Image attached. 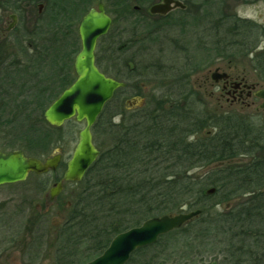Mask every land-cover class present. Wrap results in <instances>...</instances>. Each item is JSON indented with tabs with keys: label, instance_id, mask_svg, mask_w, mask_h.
Listing matches in <instances>:
<instances>
[{
	"label": "trees",
	"instance_id": "16d2710c",
	"mask_svg": "<svg viewBox=\"0 0 264 264\" xmlns=\"http://www.w3.org/2000/svg\"><path fill=\"white\" fill-rule=\"evenodd\" d=\"M94 1L56 2L62 23L78 21V29ZM141 1L137 0L138 3ZM135 6L131 8L129 0L106 2L113 23L133 14H143V8L138 5L139 9H135ZM144 12L150 18L156 17L148 10ZM157 17L164 21L167 15ZM162 24L161 21L160 24H148V31L138 34L132 42L154 41L153 36L158 31L160 33ZM120 36L111 28L109 34L100 39L97 49L99 68L118 78L121 77L117 69L120 63L114 54L126 48V43L119 42ZM70 47L79 52V35L77 44ZM260 54L264 55V51ZM122 64H127L130 71L136 67L129 60H122ZM257 68L264 79V59ZM183 75L176 81H183ZM71 77V80L68 78L57 85H51L48 79L35 81V101L55 100L72 83L74 78ZM32 84L30 81L14 87H20L18 92L26 94ZM193 94L195 91L190 89L178 100L163 96L149 107H139L129 114L122 106H118L117 111H110L112 100L105 105L93 132L101 136L105 133L112 143L106 149L97 146L100 155L79 183L82 187L63 225L66 238L58 252L57 264H84L101 254L117 234L139 226L151 217L177 214L184 208L189 211L201 209L202 212L177 230L185 231L194 222L207 228H219L227 239L230 264H264V125L259 126L242 115L220 113L203 117L195 103L190 102ZM29 102L17 101L26 110L32 104ZM14 103L12 110L22 109ZM118 115L121 120L114 121ZM26 116L30 117V114ZM13 118L7 120L8 123ZM41 119L47 124L43 113ZM71 122L73 120L65 124ZM47 125L50 131L62 128ZM205 130L208 131L205 133ZM50 131L35 137L33 144L47 149L51 144ZM241 156H250L251 159L233 163ZM216 162L224 164L207 173L198 172ZM61 167L65 169L66 163H61ZM212 188L214 192L209 193ZM242 193L249 195L247 200L233 209H216L211 213L207 206L213 197L217 201L213 205L216 208ZM165 235L160 236L154 245L137 249L126 264H156L155 254ZM79 247L86 250L85 260L76 258Z\"/></svg>",
	"mask_w": 264,
	"mask_h": 264
},
{
	"label": "rangeland",
	"instance_id": "374dc122",
	"mask_svg": "<svg viewBox=\"0 0 264 264\" xmlns=\"http://www.w3.org/2000/svg\"><path fill=\"white\" fill-rule=\"evenodd\" d=\"M100 1L106 5L108 0H95L91 7ZM157 1L142 0L138 3L137 0H129L130 7L141 6L143 14H133L113 23L112 29L120 33L119 42L126 43V48L114 54L120 63L117 69L121 77H115L113 73L110 76L125 82V86L117 91L109 110L117 111V107L122 106L129 114L139 107H149L163 96L178 100L192 89L195 94L190 102L195 103L201 116L214 117L220 113L242 115L259 126L264 125L260 100L255 99L249 106L233 104L211 78L214 70L220 67L224 72L246 77L258 88L264 87V79L257 68L264 59V55L260 54L264 51V0H206L205 6L198 0H183L188 5L187 9L171 12L164 21L157 16L150 18L144 12ZM160 21L163 24L160 33L154 34V41L144 39L132 42L138 34L148 31V24H160ZM122 60L133 61L136 66L134 71H130L127 64L124 66ZM39 70L38 67L33 70L36 74L34 79L38 81L43 78H38ZM182 75L184 80L176 81ZM68 78L71 80L72 77ZM33 83L29 86V93H26L30 99H26L27 103H32L28 105L30 109L15 111L9 108L7 112H0V132L9 135L5 147H21L29 156L42 159L55 155L56 149H59L62 163H66L85 123L73 120L58 130H48V123H44L41 117L53 99L36 102L33 95L37 89ZM19 88L14 87L13 94H20ZM137 97L142 99L140 105L132 101ZM14 102V105H19L17 100ZM29 110H32V114L28 113ZM12 116V122L5 127L2 120H9ZM120 120V115L114 117V121ZM47 131L51 132V144L47 149L33 144L35 137ZM94 140L101 149H106L112 143L105 133L104 136L96 133ZM248 159L251 157L241 156L233 163ZM223 164L216 162L198 172L207 173ZM63 171L64 167L51 175L31 173L24 181L0 185V264H57L58 252L66 238L63 227L65 218L82 187L79 183H67L56 202L50 203V188L54 187V182L62 176ZM247 196L242 193L216 208L213 205L217 201L213 197L207 206L211 213L216 209L225 211L243 204ZM184 211L189 210L184 208ZM206 214L209 216V213ZM81 248L76 254L80 261L86 259V250ZM155 256L156 264H230L228 243L222 230L211 226L207 228L198 222L189 225L185 231L176 229L165 235Z\"/></svg>",
	"mask_w": 264,
	"mask_h": 264
},
{
	"label": "water",
	"instance_id": "95a60500",
	"mask_svg": "<svg viewBox=\"0 0 264 264\" xmlns=\"http://www.w3.org/2000/svg\"><path fill=\"white\" fill-rule=\"evenodd\" d=\"M178 7L184 8L185 5L179 0H163L152 5L150 13L166 15ZM111 24L112 18L106 12L103 2H99L83 17L79 25L81 49L75 58L74 65L77 77L44 112L46 121L55 127L62 126L72 118H75L77 122H85L79 132L72 156L67 162L63 177L65 181L80 182L98 158L100 150L93 140V126L116 90L125 85L107 76L96 64L98 40L109 32ZM225 76L227 75H221L218 71L212 74V78L216 81ZM257 96L263 100L261 108L264 109V89L258 91ZM132 101L139 105L142 103L140 97ZM55 152L57 153L55 156L43 163L39 159L26 157L19 150L10 153L0 151V185L23 181L30 172L46 173L50 169L55 170L62 158L59 149ZM61 189L62 186L59 183L57 187L52 188L51 196L54 197ZM208 192L212 193L214 189ZM200 213L199 209L151 217L140 226L117 234L99 256L85 264H126L137 249L155 244L161 235L181 228Z\"/></svg>",
	"mask_w": 264,
	"mask_h": 264
},
{
	"label": "flooded vegetation",
	"instance_id": "af4514ba",
	"mask_svg": "<svg viewBox=\"0 0 264 264\" xmlns=\"http://www.w3.org/2000/svg\"><path fill=\"white\" fill-rule=\"evenodd\" d=\"M58 1L61 0H0V112H7L9 108L12 110L14 100L20 101L19 99H21L26 101V99H29L25 93L15 95L12 90L14 86L25 85L30 81H38L34 79L36 74L33 70L36 67L41 70H39L38 78L43 76L42 79H48V83L51 85L60 84L62 80H67L68 76H73L74 80L76 79L77 75L74 65L78 52L70 46L77 44L79 26L77 30L76 22L73 23L70 20L64 24L62 23L61 13L58 12L59 8L56 3ZM162 1L159 0L157 2L160 3ZM200 1L202 6L206 5V0H198V3ZM216 69L223 71L220 67ZM226 73L227 76L225 78L214 83L219 85L221 91L230 97L231 103L251 105L257 99L255 93L260 88L246 77L235 76L231 72ZM24 107L22 109L26 111ZM2 121L7 127L8 121L6 119ZM6 133L0 132V151L3 153L19 150L26 157L39 159L43 163L52 157L50 155L42 159L36 156H29L21 147H5L9 136ZM60 169L61 166L59 165L57 169H50L44 174L30 172L29 175L31 173L35 175H51L57 173ZM66 169L67 164L62 176L57 178L52 188L57 187L61 183L63 189L65 184L74 183L63 179ZM52 188H50L48 197L50 203L58 199L62 190L52 197Z\"/></svg>",
	"mask_w": 264,
	"mask_h": 264
}]
</instances>
